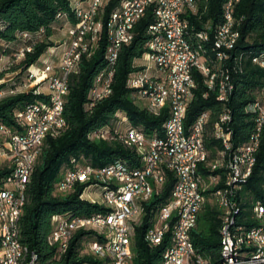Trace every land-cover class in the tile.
Wrapping results in <instances>:
<instances>
[{
    "label": "trees",
    "instance_id": "trees-1",
    "mask_svg": "<svg viewBox=\"0 0 264 264\" xmlns=\"http://www.w3.org/2000/svg\"><path fill=\"white\" fill-rule=\"evenodd\" d=\"M120 1L109 0L102 7L101 18L104 22ZM226 1L198 0L197 13L185 14L191 27L189 40L194 46L199 43L202 45L205 57L216 56L213 31L223 22V6ZM70 3V0H0V44L15 43L24 33L33 39L31 51H26L21 60L5 67L0 73V78H4L7 73L17 72L23 75L29 67L38 62L47 48L54 45L50 38L54 32L53 24L59 19V15L66 14L72 23L76 21ZM235 17L237 20L235 28L239 30L240 37L227 64L232 76L234 74L235 81V90L227 102V107L231 110L233 144L237 147L246 142L254 130L253 115L245 112V106L255 101L264 87V69L252 61L254 56L264 54V0H240L235 5ZM154 21V7H149L145 15L134 25L132 42L121 46L113 67L111 93L102 101L88 107L89 91L95 78L107 66L105 54L109 39L106 29L97 50L90 56L83 55L78 72L69 75V91L64 109L67 127L58 136L48 135L45 138L26 185V203L19 220L21 242L27 246L30 253L34 252L37 255L38 261L42 264H83L100 261L96 256L83 252L85 240L100 237L94 230L76 231L69 247L61 254L56 246L49 244L48 237L52 230L54 215L88 216L106 210L103 205L81 198L85 188L92 182L78 183L74 191L68 193L56 191V184L61 176L75 161L89 163L95 168L118 160L125 161L133 167L141 166L137 151L113 136V124L118 120L117 113H123L132 126L140 127L147 134L163 133V125L169 117V106L163 107L159 114H153L135 99L136 90L127 86L129 75L138 70L134 65L135 60L141 58L148 50L147 43L151 39L149 26ZM208 25L212 28L209 39L199 42L198 32L205 30ZM232 66H236L234 71ZM194 81V98L189 105L185 125L188 128L202 112L209 111L210 116L204 135L208 158L207 162L200 165L201 173L207 177L209 173L217 171H211L205 166L209 161L215 160L219 151L223 149L221 140L219 141L213 132L214 123L223 109V104L216 99V92H209L205 96L207 87L205 76L201 72H194ZM4 87V83L0 84V92ZM47 99L46 95L36 94L33 89L0 97V125L11 132L21 131L16 112L28 104ZM103 128H110L111 137L104 140L94 139L93 133ZM10 169L7 161L0 164L1 182ZM173 177L171 173L168 174L167 182L165 181L161 191L144 205L143 222L135 227L132 240L131 264H163V254L170 243L168 237L164 244L151 247L145 236L153 216L171 195L175 180ZM207 198L209 201V194ZM238 199L242 210L239 222L246 227L252 226V220H249L252 205L257 200H264V127L253 173L243 183ZM208 201L199 213L196 225L191 231V239L198 253L216 262L221 257L222 211L216 204Z\"/></svg>",
    "mask_w": 264,
    "mask_h": 264
},
{
    "label": "bare ground",
    "instance_id": "bare-ground-1",
    "mask_svg": "<svg viewBox=\"0 0 264 264\" xmlns=\"http://www.w3.org/2000/svg\"><path fill=\"white\" fill-rule=\"evenodd\" d=\"M70 1L74 16L79 13L80 17H87V19L85 25L83 26L79 52L71 53L70 58H68L69 68L64 72L63 80L60 81V89L57 93L56 122H52V120H45V130H42L40 134L37 135L33 141H31L30 147L22 148L21 155H14V162H23V156L27 157V166L25 170L24 166H17V170H14L13 172V179H22V181L12 182L13 200H10V202L9 200H3V195L1 194L3 180L2 182L0 181V261H7L8 256L18 255L13 262H10V264H42L38 261L37 255L34 252L30 253L27 246L20 240L19 220L26 203V185L30 180L45 138H47L48 135L58 136L67 127L64 109L66 96L69 91V75L78 72L82 56L92 55L97 50L99 42L103 36L102 23L105 22L101 18V10L109 0H97L94 4L93 10H90L89 13L88 8H91V1L95 0ZM136 1L137 0H121L116 9L109 15V17L113 18L110 19L109 22L110 36L107 37L109 39V45L105 54V59L107 61L106 68H111V63L115 55L116 58L114 59V64L117 60L119 53V50H117L118 38H121L122 43H131L134 37V25L145 15L147 9L152 7L151 2H143L140 11L136 14V18H133L128 26H125L124 32V23L127 19H129L130 10L133 5H135ZM239 1L240 0H230L228 14L229 23H227L226 27H224V22L228 9V0L223 6V22L220 25L218 24L213 31L214 50L216 51V56L214 58L205 57L202 45L199 43L197 46H194L189 40V30L191 27L185 14H188V12L197 13L198 0L192 2L189 6H183L181 8L180 25L177 26V36H179L181 41L184 43V48L187 50V57H190L192 60L186 63V82H180V95L178 88H171L170 92V100H178V102L182 103L179 110L178 124L176 125V144L180 147V149H187L185 120L189 105L194 98L193 88L195 85V71H199L205 76V85L208 88L205 96H207L209 92H216V99L223 104V109L213 127L214 135L219 141L221 140L223 149L219 151L215 160L211 162L209 161V163L205 166L206 168L208 166L211 171L217 172L212 174L209 173V175L205 177L201 173L202 170H200V165L207 162L208 158L204 135L210 116L209 111H204L203 115L198 116L197 134L194 136L197 153L195 156H188L186 162V174L191 180V192L197 203L193 208V215L191 219H189V228H183V244L185 246H190L191 258H188L187 264H264V200H257L253 203L252 214L249 220H252V223L253 221L255 222L252 226L246 227L239 222V216L241 215L242 210L239 206L238 199V194L242 189L243 183L251 176L249 168H254L256 164V152L260 145L261 131L264 127V121L261 129L259 123V116L264 115V87L257 99L245 106V112L252 114L254 118V130L250 134L247 141L237 147H234L233 141H231L229 137H225V132H232L233 136V128L231 126L232 116H230L229 119H225V113H230V109L227 107L228 101H225L224 99L226 83H231L232 80V73L227 65L231 55H221L219 45L233 44L239 40V30L237 27L235 28V24L237 23L235 17V5ZM163 3L172 4V0H163ZM154 14L155 24H162V3H155ZM62 17L68 19L66 14L59 15V18ZM206 28H210V30L212 29L210 25ZM209 32L210 31H207V29L198 32L197 37L199 42L208 40ZM163 42L164 33L151 35V39L147 44H151L150 58H152V60H159L158 50H162ZM31 49L32 46L27 49V51H31ZM63 53L64 49L62 54ZM24 54L25 52L21 53L22 56H24ZM140 59H144V57L137 60ZM252 61L259 64L264 69V54L254 56ZM147 62V65L137 63L140 64L136 65L138 70L136 69V71L129 75L127 86L129 89L136 90V98L134 97L136 100H144V107L151 113L157 115L162 109H160L159 103H156V98H152L151 87H161L159 74L162 73V61H153L151 64L149 61ZM43 64V66H48L49 62H46L45 60ZM152 64L157 67V71L150 74ZM139 67L142 69H139ZM235 69L236 66H234V70ZM33 72L36 76V80H38V83L42 81L44 76L40 75L38 71L35 72L32 69H28L29 74L26 81L33 80ZM112 77L113 69L110 72L109 80L107 83L103 84L104 70L98 73L94 84L89 91L90 102L88 103V107H92L94 104L102 101L110 95ZM45 83H47V86L46 91L44 92L41 91L40 85H35L33 88L31 87V90L33 89L34 93L44 94L48 97L46 101H41L40 116H47V110H53L52 98L55 97L54 85H57V78H50V80H47ZM22 85L23 83L21 86ZM98 89H101L100 95H98ZM234 90L235 84L233 82L230 87V97ZM15 92L18 91H11V94ZM23 109L24 112L34 111V103L28 104ZM23 109L20 111H23ZM121 116L122 117H118L116 123L113 124L114 130L115 127H120V125L124 124V122L126 125L122 126L120 129L121 137H119V134L117 133H114L113 136L114 138L119 139V141H122L126 146L135 149L140 156L141 150H145V143L141 142L139 137L132 135V133L138 134L139 136H148L149 139L153 140H165V137L173 135L172 127L174 126L177 118V108L176 106H169V117L163 125V133L161 135L158 133L147 134L140 127L132 126L123 113H121ZM34 125H40V118L25 116L26 128H33ZM257 136L258 141L255 143V138H257ZM93 137L94 139L96 138V140L97 138H100V140L103 138L104 140L111 137L110 128L96 130L93 133ZM19 141H26V134H19ZM2 146H4V144H2ZM8 147H15V138H8ZM252 149H254L253 154ZM250 154H252L251 160H249ZM88 165L93 170H114V172H103L101 191L98 190V183H91L85 188L83 194L81 195V197L85 199L84 195L87 190L88 192L96 193V195L99 196L98 199L93 198L91 200H86H89L94 204L103 205L104 207H116V200H109V195H112L115 190V173L126 171V175H133L134 172L139 171V167H133L131 164L129 165L127 162L122 160H118L100 168H95L89 163ZM9 166L11 167L10 171H12L11 161H9ZM83 166H87V163L75 161L71 168L65 170L61 179L56 184V191L60 193H68L72 191L78 183H86L90 182L92 179H97L96 171L83 172ZM142 166H150L149 155H142ZM164 166L172 168V171H165L164 181H160V183H150L149 178H142L141 186L132 190V198L135 199H132L131 210H129L125 217L122 218V236H124V255L126 258H132L133 256L132 240L135 235L136 224L143 222L142 220L145 213L143 203H148L155 195V191H161L162 186L170 173L172 174V177L174 176L173 179H175L171 195L169 196L167 202L160 205V208L153 216L154 218L152 217L153 219L145 236L147 243H155V236L153 232L158 230L159 223L163 219V214L164 220L173 219V212L164 213V210L165 208L171 206L173 200L178 196L180 183H184V174H182L180 166H175V159L172 157L164 158ZM221 168L222 172L220 174L219 170ZM77 172L81 173L71 180V176ZM237 178L238 186L235 187L237 185ZM207 192L222 211V224L220 228L221 257L220 260L216 262H213L210 258L198 253L191 239V231L196 225L199 213L206 204L208 196ZM17 202L18 221L9 222V219L13 218V209H17ZM231 212H235L233 220ZM99 213L88 215L87 217H99ZM81 217L85 216H77L75 214L59 215V217L53 219L52 229L53 231H60V229H63V227L66 226L67 221H74L73 223H69V225L64 228V235H74L79 229H84L94 230L97 232H109V237L112 238L121 237V230L118 227V222ZM79 218L80 221H75L79 220ZM161 230H168V222H161ZM181 230L182 222H173L170 230L167 232V237L170 243L165 248L163 254V264H170L169 259H171L174 255V250L180 247L179 235ZM48 241L50 245L53 244L52 233H50ZM97 241L98 238L88 239L84 242L85 246H90V242ZM156 242H161L160 245L164 244L163 235H156ZM239 243L242 245L240 249H238ZM250 246L254 250H251ZM113 247H120V240H113ZM66 248L67 247H64V250H66ZM88 250L89 254L96 256L100 260L99 264H109V261H114L113 253L99 252L97 248H89ZM231 252H234V262L231 260Z\"/></svg>",
    "mask_w": 264,
    "mask_h": 264
},
{
    "label": "built area",
    "instance_id": "built-area-1",
    "mask_svg": "<svg viewBox=\"0 0 264 264\" xmlns=\"http://www.w3.org/2000/svg\"><path fill=\"white\" fill-rule=\"evenodd\" d=\"M196 0H172V4H164L163 0H137L135 5L130 10L129 19H127L124 23V32L125 26H128L133 18H136V14L141 9V5L143 2H151L152 7H155V3H162L163 9V20L162 24H155L152 23L149 26V33L154 35L156 33H164V42L162 43V50H158L159 52V60H152L150 58V47L151 44H147V52L142 56L144 57V61H149V63L153 61H162V73L159 74V78L161 80V87L159 88H152L151 87V94L152 98H156V103H159L160 109L165 106H176L177 108V118L175 120V124L173 128V135L165 137V140H153L149 139L148 136H139L138 134L132 133L136 137H139L141 142L145 143V150H141L140 161L141 166L139 167V171L134 172L133 175H126L125 172L115 173V190L113 191L112 195H109V200H116V207H109L106 206V210L104 212L99 213V217H81V218H88V219H99V220H112L113 222H118V227L121 230V237L120 238H112L109 237V232H97L98 238L97 242H90V246L84 248V252L86 253V249L89 248H97L99 252L104 253H113L114 254V261H109V264H131L132 258H126L124 255V236H122V218L125 217L127 212L131 210L132 204V190L137 189L141 186V179L142 178H149L150 183H160V181H164V173L165 171H172V168H168L164 166V158L165 157H172L175 159V166H180L182 169V174H184V183H180V188L178 191V196L173 200L171 206L165 208V212H173V219L171 220H164L163 219L159 223L158 230L154 233L155 236V243H148L151 247H158L160 246L161 242H156V235H163V241L167 237V232L170 230L173 222H182V230L179 235L180 237V247L174 250V255L171 259H169L170 264H187L188 258H191L190 255V246H185L183 244V228H189V219H191L193 215V208L197 204L194 200V197L191 192V180L188 178L186 174V162L188 156H195L197 150L195 148L194 143V136L197 134V126H198V117L196 120L186 129L185 133L187 134V149H180V147L176 144V125L178 124L179 120V110L181 108L180 102L178 100H170V92L171 88H178L179 95H180V82H186V63L188 61H192L190 57H187V50L184 48V43L181 41L179 36H177V26L180 25L181 19V8L183 6H189L192 2ZM97 2L91 1V8H88V13L90 10H93L94 4ZM229 3L228 0V9L225 17L224 27L227 26L228 22V14H229ZM113 17H108L105 23H102L103 33L106 29L107 37H109V22L110 19ZM76 21L71 23L69 26L67 33L69 35V40L65 45L64 53L61 56L60 65L55 67L51 62H49L48 66H36L38 73L43 75L44 78L39 83L42 85L50 78H57V85L55 87V97L52 98L53 103V110H47V116H40V106L41 101L34 103V111L32 112H24L17 111L16 112V119L18 124L22 128L21 131L11 132L4 126H0V135L4 136L5 142L4 146H0V156L4 159V161H11L12 162V171H10L6 177L3 179V186H2V195L3 200H13L12 195V182L14 181H22V179H13V172L17 170V166H24V170L27 166V157L23 156V162H14V155H21L22 148H28L31 145V141L40 134L42 130H45V120H52V122H56V108H57V93L60 89V81L63 80L64 72L67 71L68 67V58H70L71 53L79 52L80 46V39L82 38V31L83 26L86 23L87 17H80L79 13L75 16ZM207 31H210V28H206ZM123 34V33H122ZM23 37L28 39L29 43L24 47L19 49L18 53L26 52L27 49L31 48L33 39L32 37L24 33ZM240 37V33H239ZM134 38V37H133ZM236 41L233 44H224L219 45V49L221 51V55H231L232 50L234 49ZM127 45L129 43H122L121 38H118L117 50H120L122 45ZM99 47V46H98ZM18 53H14L13 60L9 63L16 61V57H18ZM111 63V68H104V78L103 84L107 83L110 78V72L114 67V59ZM134 65L137 64V59L134 62ZM197 66V65H196ZM198 67V66H197ZM233 71H234V66ZM3 69L0 68V73ZM201 70V69H198ZM36 80V76L33 72V80L32 81H23V85L19 88H12L9 91H28L31 90V84ZM4 80L0 78V84H2ZM234 81V74L232 76L231 83H226L225 86V101H229L230 98V87ZM208 89V88H207ZM101 89H98V95H100ZM37 94V93H36ZM202 112L200 115H203ZM25 116H32L34 118H40V125H34L33 128H26L25 126ZM232 116L231 110L230 113H225V119H229ZM117 117H122L121 112L117 113ZM264 115L259 116V123L260 129L263 126ZM126 125L121 124V126ZM120 129L121 127H115L114 133L119 134L120 136ZM260 131V130H259ZM19 134H26V141H19ZM225 137H229L231 141H233L232 132H225ZM8 138H15V147H8ZM258 141V136L255 138V143ZM254 149H252V154ZM252 154H250V159H252ZM142 155H149L150 158V166H142ZM254 168H249V172L252 175ZM84 171H96L97 172V179H92L90 182L98 183V190L101 191V186L103 183V172H114L111 171H104V170H93L89 165L83 166ZM222 168L219 170L221 174ZM81 172H77L71 176L72 178L76 177ZM237 175V174H236ZM23 178V175H22ZM238 186V178H237V185ZM234 187V190H235ZM221 190V189H220ZM160 191H155V194H158ZM22 198V194H21ZM83 199V197H81ZM263 201V200H262ZM261 202V201H260ZM146 203H143V206ZM17 210H18V202H17V209H13V218L9 219L11 221H18L17 217ZM232 213V220L234 218V213ZM59 217V215H54L53 219ZM75 221H80L75 220ZM74 221H67V225L69 223H73ZM161 222H168V230H161ZM255 221H253L254 223ZM142 223V222H141ZM136 224V226L140 225ZM60 229V231H53L51 230L53 236V246L57 247L59 253L64 251V247H69L70 242L74 235H64V228ZM135 226V227H136ZM229 238V235H228ZM113 240H120V247H113ZM242 245L239 243L238 249H240ZM251 250H254L250 246ZM1 251V246H0ZM16 256H8L7 261H0V264H10L16 259ZM231 260L234 262V252H231ZM100 262V261H99ZM96 262L94 264H99ZM35 264V263H34ZM262 264V263H260Z\"/></svg>",
    "mask_w": 264,
    "mask_h": 264
},
{
    "label": "crops",
    "instance_id": "crops-1",
    "mask_svg": "<svg viewBox=\"0 0 264 264\" xmlns=\"http://www.w3.org/2000/svg\"><path fill=\"white\" fill-rule=\"evenodd\" d=\"M71 23L72 22L70 20L62 17V18H59L53 24L54 32L50 39L54 43V45L47 48V50L38 60L36 65L42 67L44 65L43 62L45 60L46 62H51L55 67H58L60 65L63 49L65 48V45L69 40V35L67 33V30L69 26L71 25ZM28 43H29L28 39L22 36L15 43H1L0 44V68L6 67L11 62L10 60H13L12 58H10V56L11 55L13 56L14 53H11L10 50L15 49V48H17L18 50L19 46H21L20 48H22ZM38 63H41V64H38ZM2 160L4 159L2 158Z\"/></svg>",
    "mask_w": 264,
    "mask_h": 264
},
{
    "label": "rangeland",
    "instance_id": "rangeland-1",
    "mask_svg": "<svg viewBox=\"0 0 264 264\" xmlns=\"http://www.w3.org/2000/svg\"><path fill=\"white\" fill-rule=\"evenodd\" d=\"M20 47L21 46H19L18 47V50H17V48H15V49H12V50H10V52L11 53H18L19 52V49H20ZM24 56H22L21 55V53H18V57H16V61H19V60H21L22 58H23ZM10 58H14L12 55L10 56ZM10 61H12V60H10ZM137 63H140V64H143V65H147L148 64V62L147 61H144V59H140V60H137ZM38 64H41V63H38ZM151 64V63H150ZM9 65V64H8ZM7 65V66H8ZM6 66V67H7ZM5 68V67H4ZM4 68H2V69H4ZM144 68V67H143ZM29 69H32L33 71H38L37 70V68H36V66H31V67H29ZM155 71H157V67L155 66V65H153L152 64V70L150 71V74H153V73H155ZM28 70H27V72L26 73H24L23 75H19L17 72H15V73H7L5 76H4V78H2V80H4V84H5V87H4V89L0 92V97H3V96H6V95H8L9 94V91H10V89H12V88H19V89H21L20 87H21V84L23 83V81H26V79H27V76H28ZM40 79V78H39ZM2 83V84H3ZM35 85H40V87H41V91H46V86H47V83H43L42 85L40 84V83H38V80H35L34 82H32V84H31V87L33 88V87H35ZM137 101H138V103L140 104V105H142L143 107H144V104H145V101L144 100H142V99H137ZM120 127H122L121 125H120ZM4 142H5V138H4V136H2V135H0V146H2V144H4ZM2 157V156H1ZM0 157V164L1 163H3V161L4 160H2V158ZM5 162V161H4ZM8 162V164H9V161H7ZM11 188H13V187H11ZM86 194L84 195V197H85V199H89V200H91V199H98V195H96V193H93V192H88V190L85 192ZM91 193V194H90ZM208 197V196H207ZM101 201V200H100ZM207 201H208V198H207ZM206 201V202H207ZM209 203H212V204H215V201L210 197V200L208 201ZM83 247L85 248V247H87V246H85V242L83 243ZM83 252H84V249H83ZM86 253H89V250L88 249H86Z\"/></svg>",
    "mask_w": 264,
    "mask_h": 264
}]
</instances>
